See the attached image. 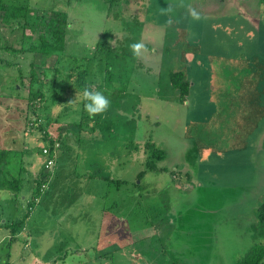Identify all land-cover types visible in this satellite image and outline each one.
<instances>
[{
	"label": "rangeland",
	"instance_id": "1",
	"mask_svg": "<svg viewBox=\"0 0 264 264\" xmlns=\"http://www.w3.org/2000/svg\"><path fill=\"white\" fill-rule=\"evenodd\" d=\"M4 1L66 13L65 54L92 58L91 89L111 103L93 133L89 120L79 131L70 123L81 118V99L70 92L53 102L46 125L27 98L28 73L40 76L55 57L22 52L32 32L4 25L0 12V183L12 181L0 184V264L8 255L9 264H236L264 243V116L235 151L200 152L186 134L214 110L212 57L261 67L264 110V0ZM99 41L111 52L96 53ZM137 42L145 50L133 57ZM179 71L193 91L187 103L169 85ZM148 144L165 153L158 170L147 167ZM44 149L55 155L49 180Z\"/></svg>",
	"mask_w": 264,
	"mask_h": 264
},
{
	"label": "trees",
	"instance_id": "2",
	"mask_svg": "<svg viewBox=\"0 0 264 264\" xmlns=\"http://www.w3.org/2000/svg\"><path fill=\"white\" fill-rule=\"evenodd\" d=\"M0 12L2 13L1 22L4 25L9 26L12 22H15L16 27L21 26L23 30L28 29L32 32L33 35L30 36L28 43H24L21 49L22 52L46 58L55 57L52 66L43 68L40 76L33 69L28 73L29 87L27 98L29 101H38L37 103L39 104V106L35 107L34 103L33 112L40 113L41 111V118L46 122L45 124L51 125L50 121L47 120L49 118L46 113L51 105L54 104L53 102L59 103L63 101L70 92L72 94L80 93L85 86L91 88L90 84L93 81L87 78L91 77L93 60L91 57H73L65 54V35L68 28L66 13L52 11L42 14L40 11L30 8L27 4L15 5L4 0H0ZM32 12L35 15L30 17L29 15ZM20 21L23 22L21 23ZM104 45L99 41L96 46V53H100L101 50H109L111 52V48L108 46L105 48ZM210 67L212 80L209 98L214 105V110L206 120L190 123L186 134L188 133L191 136L189 131L194 132L192 134L197 138L200 152L210 149L214 151L209 147V144L216 145L221 149L219 151L239 150L244 147V139L254 130L258 121L264 116L263 107L259 102L258 90L262 72L261 67L254 61L248 62L240 58L223 57H212ZM18 71L21 80L22 73L19 69ZM21 84L22 82L13 88L17 90L21 87ZM169 85L176 92L181 102L190 96V85L184 72L169 73ZM97 88L100 91V87L98 86ZM80 103L81 118L79 122L70 124L82 131L85 126L88 129L90 127L89 123L93 122L90 127L93 133L98 127L99 117L97 115L90 117L83 110V103ZM57 105H54V107ZM88 120L89 123L86 125ZM35 131L41 135L44 134L42 136L48 140L47 133H42L41 127ZM61 137L62 135L59 133L58 142H60ZM49 142L52 145L54 144L53 140H49ZM148 148L152 150V158L148 160L147 167L151 170H158L155 162L161 161L165 157V153L153 144H148ZM49 150L53 151L52 149ZM6 156V152L0 151V164L5 162ZM138 176H142V173ZM11 182L3 178L0 184L2 187L11 188ZM42 184L43 181L42 183L37 182L38 191H40ZM29 206L31 205L29 204ZM27 215L28 213L26 212L25 218ZM258 220L264 228V205L258 211ZM0 226L5 227L7 224L1 223ZM9 258L10 255L7 256L8 260ZM263 259L264 243L252 246L236 264H263ZM8 260L5 264H9Z\"/></svg>",
	"mask_w": 264,
	"mask_h": 264
},
{
	"label": "clouds",
	"instance_id": "3",
	"mask_svg": "<svg viewBox=\"0 0 264 264\" xmlns=\"http://www.w3.org/2000/svg\"><path fill=\"white\" fill-rule=\"evenodd\" d=\"M165 11L171 12L172 9L169 8ZM190 15L194 20H198L200 18L199 13L195 9L191 10ZM129 50L132 53L133 57H139L142 50L145 49L143 44L137 42L130 44ZM76 96L80 97L81 102L83 103V110L90 117H95L96 115H100L106 112L111 103L109 98L105 96L103 92L99 90L93 91L88 86H85L82 92L77 93Z\"/></svg>",
	"mask_w": 264,
	"mask_h": 264
},
{
	"label": "crops",
	"instance_id": "4",
	"mask_svg": "<svg viewBox=\"0 0 264 264\" xmlns=\"http://www.w3.org/2000/svg\"><path fill=\"white\" fill-rule=\"evenodd\" d=\"M68 17V16H67ZM67 30H68V28H67ZM67 31H66V35H65V44H66V42H67ZM66 47V46H65ZM66 49V48H65ZM193 54H195V53H193ZM67 55V54H66ZM68 56H73V57H80V56H77V55H68ZM81 57H83V56H81ZM241 59H243V58H241ZM248 62H251L252 61V58L250 59V58H248V60H247ZM210 81H211V79H210ZM210 89H211V85H208V90H209V92H210ZM190 96L188 97V98H190L192 95H193V91H191V86H190ZM184 103L186 102L187 103V99H185L184 101H183ZM54 165H55V161H54ZM53 165V166H54ZM158 167V166H157ZM52 168V167H51ZM50 168V169H51ZM160 167H158V169H159ZM50 169H46L45 171H46V173H48V180H49V176H50V171H48V170H50ZM47 178V177H46ZM47 179H45V180H43V182H45ZM47 183H43L42 184V186H44V185H46ZM47 186V185H46ZM39 196V195H38ZM41 196H43V195H41ZM27 196H25V197H22V200H26L27 198H26ZM85 197H87V198H89V199H94V195H86ZM104 196L103 195H96V197H95V199H97V200H102V198H103ZM20 198H21V196H20ZM39 199H41L42 197H38ZM21 200V199H20ZM28 200V199H27ZM26 200V201H27ZM23 203V204H22ZM20 205H16V207L17 208H19V209H21L22 210V208H24V205H25V203L24 202H22ZM34 207V206H33ZM22 215L24 216V219H26L25 218V214H24V212L22 213ZM29 216V214L27 215V217ZM22 230H24L23 229V224H22Z\"/></svg>",
	"mask_w": 264,
	"mask_h": 264
},
{
	"label": "built area",
	"instance_id": "5",
	"mask_svg": "<svg viewBox=\"0 0 264 264\" xmlns=\"http://www.w3.org/2000/svg\"><path fill=\"white\" fill-rule=\"evenodd\" d=\"M44 155L48 158L47 162L45 163V169H50L53 165H54V161H55V155L53 153V151L44 149L43 150Z\"/></svg>",
	"mask_w": 264,
	"mask_h": 264
}]
</instances>
